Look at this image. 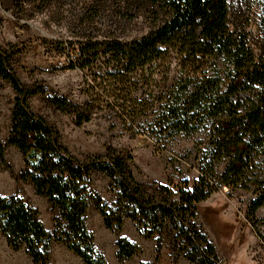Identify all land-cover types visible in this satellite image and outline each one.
I'll use <instances>...</instances> for the list:
<instances>
[{
  "label": "trees",
  "instance_id": "16d2710c",
  "mask_svg": "<svg viewBox=\"0 0 264 264\" xmlns=\"http://www.w3.org/2000/svg\"><path fill=\"white\" fill-rule=\"evenodd\" d=\"M116 1L131 17L144 16L151 31L131 42L84 44L76 67L105 58L107 73L117 82L109 84V89H118L111 97L120 102L124 91L131 98L136 93L150 135L167 139L203 132L190 151L199 177L193 183L185 178L152 188L132 173L131 155L112 148L84 159L74 156L58 129L29 104L40 90L23 84L13 68L11 58L22 51L0 44V77L16 92L10 137L7 142L0 139V166L8 147L19 149L25 163L21 178L57 211L50 232L20 194L0 195V234L35 264H50L52 246L58 242L85 264H108L86 225L94 203L111 231H121L131 219L144 237H158V250L169 237L177 258L225 264L196 220L200 204L222 187L251 194L249 217L264 206V0ZM134 80L145 81L130 82ZM128 97L122 111L136 120L140 113L125 104ZM51 101L64 112L75 111L63 99ZM99 172L109 177L116 193L113 205L91 189ZM257 232L264 241L261 227ZM117 246L120 260L140 251L125 238Z\"/></svg>",
  "mask_w": 264,
  "mask_h": 264
},
{
  "label": "rangeland",
  "instance_id": "374dc122",
  "mask_svg": "<svg viewBox=\"0 0 264 264\" xmlns=\"http://www.w3.org/2000/svg\"><path fill=\"white\" fill-rule=\"evenodd\" d=\"M150 26L141 14L131 17L125 13L116 0H0V44L8 50L14 46L22 51L11 58L13 68L23 84L40 90L30 97L29 104L58 129L63 145L74 156L84 159L113 148L132 156V173L149 187L178 183L185 178L193 183L200 172L193 167L190 151L204 138L203 132H183L167 139L150 135L146 116L140 113L142 99H136V93L131 98L123 90L120 102L111 97L118 89L113 85L109 89V84L117 82L115 75H108L110 67L105 58H98L85 68L76 67L82 45L109 40L131 42L148 34ZM139 81L145 80L130 82ZM140 88L143 92L144 88ZM125 97L129 100L125 104L138 109V119L122 111ZM15 98L11 83L0 77L3 142L10 137ZM54 99L70 102L76 106L75 111H62L53 105ZM7 149L6 162L0 166V195L20 194L38 210L40 220L53 232L57 211L30 181L21 178L25 163L20 150L14 146ZM91 189L109 205L114 204L116 193L104 173L94 174ZM250 201L251 194L222 187L200 204L197 225L216 246L222 263L264 264V241L257 232L258 226L264 231V206L254 218L249 217ZM86 225L94 236V246L108 264H194L173 254L169 237H164V246L158 250V237H144L131 219L125 221L121 231H111L94 203L87 211ZM120 238L138 246L139 253L120 260ZM49 263L85 264L62 242L53 244ZM0 264L35 263L24 249H12L0 234Z\"/></svg>",
  "mask_w": 264,
  "mask_h": 264
}]
</instances>
